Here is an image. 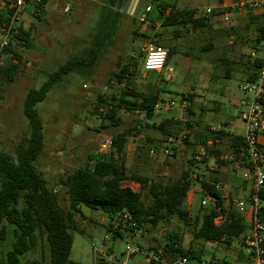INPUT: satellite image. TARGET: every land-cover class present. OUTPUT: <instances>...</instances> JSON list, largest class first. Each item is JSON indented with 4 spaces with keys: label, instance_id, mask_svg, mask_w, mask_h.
<instances>
[{
    "label": "rangeland",
    "instance_id": "rangeland-1",
    "mask_svg": "<svg viewBox=\"0 0 264 264\" xmlns=\"http://www.w3.org/2000/svg\"><path fill=\"white\" fill-rule=\"evenodd\" d=\"M190 3L203 7L216 6L219 0H190ZM149 6L153 8L150 22L142 25L138 20L139 13ZM109 13L114 15L115 10L107 0H49L39 18L31 15L20 22L19 25L24 29H31V46L26 49L19 44L17 51L23 57V62L17 78L12 84L0 86V148L4 152L15 156V144L29 134L28 121L23 114L24 99L28 91L40 87L58 66L89 47L94 34L108 18ZM120 19L113 45L92 77L89 80L74 75L67 77L49 94L48 99L38 106L45 135V149L38 161V169L43 173L49 188L58 193L61 206L67 210L70 202L66 190L59 184L61 176L85 167L90 156H101L102 143L137 124L135 119L141 118V115L121 110L118 114L120 125L112 127L109 122L103 121L105 106L99 110L96 107L101 105L99 96L112 102V95H118L126 90L125 85L127 86L128 82L118 84L115 79H111L112 73L117 70L116 64L122 58L124 64H132L136 68H131V71L136 70V73L135 77H130L132 82H129L127 87L145 91L147 85L157 84L162 91L161 101L177 103L173 109L164 108L157 112L158 115L153 118L154 122L158 123L170 117L169 114L176 116L175 118L181 122L184 120L182 116L186 112L185 107H188L189 103L183 102L181 96L187 94L193 96L194 115L190 117L193 119L191 121H194L192 122L194 128L182 129L176 134L180 140L170 143L168 139L163 141L162 136L147 128L144 122L141 123L140 132H135V136L129 139L126 146L125 165L129 173L138 172L152 181L166 184L177 182L182 172L190 168L192 175H198V181L192 182L194 187H191L189 198L192 195L193 197L192 200L188 198L185 207L195 218L204 209L213 205V202L206 198L202 183L220 182L223 186L229 185L227 180L231 172L229 167H233L231 164H222L220 171H212L209 166L215 165H210L211 158L208 160L206 157L207 163H203L204 158L201 162L196 161L195 158L201 148L207 147L200 144L199 138L197 139L207 130V124L202 121L203 119H199V115L203 114L205 119L207 111H212L216 106L214 100L221 99L223 103L228 104L234 97L233 93L236 96L242 95V83L247 79V76L242 75V68L244 69L247 64L248 55L253 51V43L256 41L254 26L250 30H244L242 28L245 22L235 18L233 22H223L222 25L228 29L236 28L237 34L234 36L217 31L218 26L211 32L204 33L182 30V36L178 37L172 31L164 33L152 0H139L137 11L132 15L121 13ZM153 25L154 29L151 28ZM136 30L149 37H135ZM148 42L159 44L166 50L176 49V53L168 60V65L174 70L172 81L164 82L162 75H155L154 72L148 75L142 73L141 48ZM206 45L210 46V50L203 51ZM224 58L233 62L230 66L233 69L230 79L226 78L227 67L221 62ZM134 60H139V63L136 65ZM6 61L7 55L3 57V62ZM227 87L232 90L230 93H225ZM202 110L204 112H201ZM235 110L232 107L229 111ZM186 133L189 134L188 143L181 139ZM148 138L153 139L155 144L150 146V151L144 150V154L138 158V148L144 146ZM220 145L224 155L230 153L226 142ZM151 149L158 152L156 159L151 157ZM164 149H169L171 154L164 155ZM191 160H194V165L190 163ZM244 169L247 171V168ZM124 186L132 188L135 192L141 191L138 183L126 182ZM234 190L236 189L233 186L220 189L221 193L225 194L226 206L233 210L236 194ZM147 194L148 192L144 191V200L150 203ZM241 198L246 200L243 195ZM203 200L207 201L206 206L202 205ZM81 211L82 214L78 215L76 220L83 234L74 233L71 250V259L76 262L96 264L94 248L102 246L105 241H109V246L114 248L116 255H119L127 244L139 245L144 249L157 248L166 241L168 234L175 233L186 248L192 246L201 260L209 264H240V261L234 259L238 249L235 247L226 249L219 244L196 241L193 239V226L186 227L177 219H172L169 224L161 223L156 229L148 227L147 233H139L113 242L107 236L109 218L106 214L86 207H81ZM221 220L216 219L217 224H220ZM13 240V229L10 227L7 240L0 248V257H4L11 249ZM246 250H249L247 246ZM32 260L49 262V246L46 241H40L36 249L21 257L22 264H28ZM128 264L151 263L144 255L137 254L129 259ZM189 264L199 262L189 260Z\"/></svg>",
    "mask_w": 264,
    "mask_h": 264
},
{
    "label": "trees",
    "instance_id": "trees-1",
    "mask_svg": "<svg viewBox=\"0 0 264 264\" xmlns=\"http://www.w3.org/2000/svg\"><path fill=\"white\" fill-rule=\"evenodd\" d=\"M159 1L152 0L162 28H182L186 32L193 33L211 32L213 24L210 18L205 16L195 18V10L190 9H171L166 14L167 6L158 4ZM107 2L117 7L118 10H122L125 0H107ZM107 15L108 18L94 34L89 47L68 58L48 76L40 87L32 88L26 94L23 114L28 121L29 134L15 144V156L0 148V248L7 240L10 227L13 229L14 238L11 249L4 257H0V264H22L21 257L36 249L40 241H46L49 246V262L32 260L28 264H83L71 259L73 235L77 232L83 234L76 220L77 216L82 214L81 207L101 211L109 217L127 211L137 220L140 227L146 226L152 229H156L161 223L169 224L172 219H177L186 227L193 226L194 240L219 244L226 249L238 242L248 229L245 219L233 208L226 206L225 197L217 189V182L202 183L206 195L214 196L216 201L214 205L204 209L202 213L193 218L185 207L192 187L190 168L182 172L177 182L169 184L152 181L138 172L129 173L125 165L126 145L129 139L135 136V132H140L141 123L144 122L147 128L162 136L163 141L177 138L176 134L182 129L187 130L194 126L192 122H179L174 118L154 122L153 118L157 116L156 105L161 101L162 91L157 84L147 85L145 91L127 87L129 82H132L131 78L135 77L136 70L131 71L135 65L124 64L122 58L116 64L117 70L112 73L111 79H115L118 84L128 82V85H125L126 90L118 95H112V102L99 96L102 107L101 105L96 107L99 110L103 108V105L105 106L103 121L109 122L112 127L120 125L118 114L121 110L129 114L141 115V118L135 119L137 124L132 128L112 136V144L108 152L98 157L90 156L85 167L61 176L59 184L67 192L70 202L69 209L66 210L61 206L58 193L49 188L47 180L37 165L45 149L44 124L38 106L44 103L49 94L67 77L74 75L83 80H89L92 77L94 71L104 60L108 49L112 47L121 20V13L115 12L114 15L111 13ZM4 20L5 16L0 13V22ZM247 20L248 23L242 29L250 30L254 26L257 37L253 49H256L263 40L261 22L259 18L252 15ZM151 28L154 29L155 26ZM182 30L176 29L173 33L181 37ZM219 31L226 33L227 36L237 34L236 28L233 27L221 28ZM31 35V29L26 30L23 26H19L18 32L12 34L7 61L0 65L1 87L15 82L23 62V57L18 53L17 47L20 44L29 49ZM134 36L149 37L139 30L134 32ZM208 50L210 46L203 47V51ZM167 52L169 60L176 53V49L168 48ZM256 52L259 56L253 60L248 57L244 67L249 73L247 82L256 81L258 71L262 66L261 50H256ZM134 61L136 65L139 63V60ZM221 62L227 67L226 78L230 79L233 72L230 66L233 62L228 58L222 59ZM155 75L162 74L155 73ZM181 97L183 102L190 103L186 110L187 114L193 115V96L187 94ZM206 129L207 134L204 133L197 139L199 138L200 144L207 146L205 148L209 157H219L220 152L215 150L216 143L225 135L222 132L214 133L209 127ZM146 141L144 146L138 148V158L144 154V150L150 151V146L155 144L153 139L148 138ZM209 141L212 145L208 147ZM232 141V152L237 153V148L243 147V139L232 137ZM184 142H189V134ZM204 159L203 163L209 160L206 157ZM190 163L195 164L194 160ZM125 182L138 183L141 191L135 192L130 187H125ZM144 191L148 192L147 197L151 200L150 203L145 202ZM261 200L263 202L262 216H264V191L261 193ZM217 218H222L220 224L215 222ZM106 230L109 232V229L106 228ZM123 239L124 236L120 233L113 235L114 241ZM150 249L161 251L167 260L185 257L190 261H201L199 254L192 246L186 248L175 233L168 234L163 244Z\"/></svg>",
    "mask_w": 264,
    "mask_h": 264
},
{
    "label": "built area",
    "instance_id": "built-area-1",
    "mask_svg": "<svg viewBox=\"0 0 264 264\" xmlns=\"http://www.w3.org/2000/svg\"><path fill=\"white\" fill-rule=\"evenodd\" d=\"M49 0H0V13L5 16V20L0 22V65L3 64V57L7 55L8 48L11 44V36L18 32L20 22L27 16H40L44 7L47 6ZM153 8L151 6L145 8L139 13V23L146 25L149 23V17ZM243 10L259 18L262 29L261 59L262 66L258 71V77L255 82H246L243 84L241 91L246 96V109L241 113L240 119L244 124L243 147L237 148V153H230L222 156L220 159L227 163L237 162L239 165L247 168V180L249 182V202L239 199L233 200L235 212L243 215L247 210L250 211L249 228L245 234L239 239L240 244L248 247L247 264H264V216H262L263 202L261 193L264 191V0H237L231 7V10L222 14L221 21L224 23L233 22L236 12ZM214 8H205L195 10L194 17L202 16L214 17ZM142 61L140 63L143 74L148 75L151 72L162 74L165 81L173 79V68L168 64L167 50L155 43H145L141 48ZM177 105L175 101H160L156 105V112L162 111L164 108L170 109ZM212 132L221 131L218 126L209 128ZM187 138V133L181 136L182 140ZM180 138H169L168 142H178ZM112 139L100 145V151L108 152L111 148ZM164 155H170L169 149H164ZM152 157H157L156 150L151 151ZM207 157L205 148H201L196 156V161L201 162ZM191 181H198V175L191 176ZM222 186L217 185L220 190ZM209 201H216L211 195L206 197ZM202 205L206 206L207 201L203 200ZM107 225L108 238L113 242V235L120 233L124 237L136 236L139 233H147V227H140L137 220L127 211H122L113 217H109ZM222 219V218H217ZM222 221V220H221ZM217 223L218 221L215 220ZM94 258L96 264H128L129 259L137 254L144 255L151 264H189L188 258H178L170 260L164 258L161 251L154 249H144L142 247L127 244L125 250L121 254L116 255L114 248L109 246V241H105L102 246L94 248ZM199 264H209L205 260H201Z\"/></svg>",
    "mask_w": 264,
    "mask_h": 264
},
{
    "label": "crops",
    "instance_id": "crops-1",
    "mask_svg": "<svg viewBox=\"0 0 264 264\" xmlns=\"http://www.w3.org/2000/svg\"><path fill=\"white\" fill-rule=\"evenodd\" d=\"M237 2V0H219V4L216 6H206L203 7L201 5H196V4H191L190 0H160L158 4L167 6V10H166V14L169 13V11L171 9H176V10H197V9H205V8H214L215 10H217L215 12L214 17H211L210 20L212 21L213 27L212 30L215 29V27H218L216 30L219 31V29L224 28L222 27L223 22L221 21V17L222 14L225 12L230 11V8ZM138 4H139V0H136L134 3L131 2L129 7H128V3L127 0H125V3L123 5V9L122 10H118L117 7L111 6L115 12L118 13H124V14H128L132 15L133 13H135L137 11L138 8ZM125 11V12H124ZM250 15H248L247 12L243 11V10H239L236 12V17L238 20H242L244 21V26L248 23V17ZM176 29H181L182 28H163L164 33L167 32H174V30ZM158 30V29H157ZM185 30V29H184ZM255 36L257 37L256 32L254 33ZM255 42L253 43L254 46ZM262 44V43H261ZM261 45L257 46L256 49H253V51L248 55L249 58H251V60L256 59L259 54L256 52V50H260ZM242 75L247 76V78L249 77V73H247L245 71V69L242 68ZM163 76V75H162ZM164 82H167L164 80ZM172 81V80H171ZM247 82V81H246ZM245 82V83H246ZM168 83V82H167ZM244 83H242L243 86ZM242 88V87H241ZM230 91H232L229 87H227V90H225V93H230ZM242 95L237 94V96L235 95V93H233V98L232 101L227 103H223L221 99H219V101H215L216 106L214 108H212V111H207L206 113V117L204 119L203 114L199 115V119H203L202 121H205V123L207 124V126H218L221 128V131L225 137L222 140L217 141L216 143V150L220 152L219 157H209V154H207L208 159H210L212 161V164L210 165H215V166H209V169L216 170V171H220L221 169V165L222 164H231L233 165V167H229L231 170L229 176L227 177L229 185H222V183L218 182L217 185L223 186L221 187V189L224 188H230V187H234L236 190L235 191V199H239V200H244L241 198V196L243 195V197L246 198V202H249V182L247 180V171L244 169L245 167H243V165H239L237 162L234 163H227L223 160H221L220 158L222 156H224V154L221 152V148H220V144H222V142H226V147H229L228 150L230 153L232 152L233 146H232V137H239L243 139V135H244V124L242 123L240 116L241 113L246 109V96L243 94V92L241 91ZM195 104V102H194ZM190 106V103H188V107ZM188 107H185V110H187ZM232 107H234L236 110L235 112H230L229 110L232 109ZM174 108V107H173ZM172 108V109H173ZM183 112V111H181ZM201 112H204V110H202ZM194 113V112H193ZM158 115V114H157ZM194 115V114H193ZM170 117H166V118H174L177 121L178 118L176 119V116H173L172 114H169ZM184 120H181V122H194L191 121L193 120L189 114H187V112H184L183 116ZM164 118V119H166ZM163 120V119H162ZM196 124V122H195ZM209 124V125H208ZM197 125V124H196ZM203 134L200 135V137ZM162 139V137H161ZM163 140V139H162ZM226 140V141H225ZM262 142L264 143V139H262ZM128 144V143H127ZM212 142L209 141L208 142V146H211ZM127 146V145H126ZM228 153V154H230ZM263 153H264V147H263ZM227 155V154H225ZM152 157V156H151ZM153 159H156L157 157H152ZM213 161H215L213 163ZM227 172V171H225ZM192 176V175H191ZM126 183V182H125ZM128 187V186H126ZM192 187H194L193 183H192ZM132 189V188H131ZM223 196L225 197V194H223ZM190 197V192L188 195V198ZM193 195L191 196V198H189V200H192ZM188 198H187V202L188 203ZM250 211H246L242 217L245 219L247 226L249 228V223H250ZM248 230V229H247ZM244 244H240L239 242H236L235 244H233L232 247H235L236 249H238L237 251V256L235 259V261H240V264H247L248 261V250H246V246H243ZM245 259V260H244ZM234 261V260H233Z\"/></svg>",
    "mask_w": 264,
    "mask_h": 264
},
{
    "label": "water",
    "instance_id": "water-1",
    "mask_svg": "<svg viewBox=\"0 0 264 264\" xmlns=\"http://www.w3.org/2000/svg\"><path fill=\"white\" fill-rule=\"evenodd\" d=\"M135 1H136V0H129V2H128V7H129V5H130L131 2L134 3Z\"/></svg>",
    "mask_w": 264,
    "mask_h": 264
}]
</instances>
